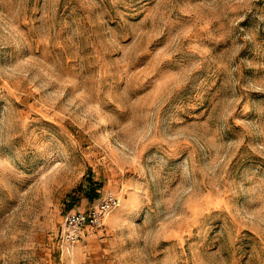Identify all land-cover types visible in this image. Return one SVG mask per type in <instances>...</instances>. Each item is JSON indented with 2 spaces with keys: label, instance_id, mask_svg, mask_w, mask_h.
Masks as SVG:
<instances>
[{
  "label": "rangeland",
  "instance_id": "1",
  "mask_svg": "<svg viewBox=\"0 0 264 264\" xmlns=\"http://www.w3.org/2000/svg\"><path fill=\"white\" fill-rule=\"evenodd\" d=\"M0 264H264V0H0Z\"/></svg>",
  "mask_w": 264,
  "mask_h": 264
},
{
  "label": "built area",
  "instance_id": "2",
  "mask_svg": "<svg viewBox=\"0 0 264 264\" xmlns=\"http://www.w3.org/2000/svg\"><path fill=\"white\" fill-rule=\"evenodd\" d=\"M120 205V200L112 192L105 193L96 204L86 211L72 212L64 222L65 237L71 243L78 242L82 237V231L87 225L99 227L106 215Z\"/></svg>",
  "mask_w": 264,
  "mask_h": 264
}]
</instances>
